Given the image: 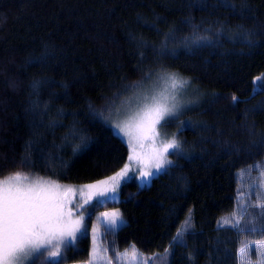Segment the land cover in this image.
<instances>
[{"label": "trees", "instance_id": "1", "mask_svg": "<svg viewBox=\"0 0 264 264\" xmlns=\"http://www.w3.org/2000/svg\"><path fill=\"white\" fill-rule=\"evenodd\" d=\"M159 74L188 80L198 99L158 127L179 143L171 163L147 184L123 182L119 201L85 204L87 231L26 264L88 263L91 229L112 209L124 223L103 229L111 260L134 245L155 264H239L264 241V201L236 223L237 174L264 162V0H0V180L115 175L130 150L110 120Z\"/></svg>", "mask_w": 264, "mask_h": 264}, {"label": "snow or ice", "instance_id": "2", "mask_svg": "<svg viewBox=\"0 0 264 264\" xmlns=\"http://www.w3.org/2000/svg\"><path fill=\"white\" fill-rule=\"evenodd\" d=\"M257 80L260 81L258 86L264 88V77H257ZM184 83L174 74L170 77L173 93L178 87H183ZM167 93L168 90L165 89L159 97H145L143 107L134 116L116 125L118 134L123 133L128 136L130 145L134 139H138L134 135V128L155 135L156 126L166 117L173 115L175 111V104L169 103V100H175V95ZM149 99L151 103H147ZM177 148L179 143L173 138L163 142L162 147L154 150L147 160L135 157L142 164L140 176L147 180L159 173L166 164L171 163L167 159L169 151ZM133 151H135L134 147ZM133 158L134 156H129L130 161ZM152 169L156 172L154 173ZM128 170L129 165L126 164L114 176L95 184L84 185L80 189L65 187L56 181L43 178L30 180L27 175L20 172L0 180V264H26L29 257L37 259L43 255L44 251L48 252L49 259L58 257L62 246L71 245L72 241L78 238V233L87 231L84 213L80 212L73 219L72 209L66 208L67 204L72 203L70 196L80 191L83 197L84 190H88L87 198L83 203L76 205L77 209H83L85 204L91 203L94 196L96 203H101V199L108 198L109 193H116L120 179L127 177ZM261 185L264 186V173H262ZM113 198H115L114 195ZM259 206L264 208V204ZM101 215L104 217L103 223L108 230L122 223L118 212H105ZM96 231L97 229L93 228V233ZM259 243L264 244V241ZM244 251L241 249L242 254ZM132 257L135 261L137 250L134 245ZM89 264H92L91 260ZM261 264H264V261Z\"/></svg>", "mask_w": 264, "mask_h": 264}, {"label": "rangeland", "instance_id": "3", "mask_svg": "<svg viewBox=\"0 0 264 264\" xmlns=\"http://www.w3.org/2000/svg\"><path fill=\"white\" fill-rule=\"evenodd\" d=\"M172 75L173 74H164V75L159 74L157 79L151 82L150 84L143 85V86L140 85L141 87L138 86L133 91L132 95L128 99H125L120 104V107L117 113H115L116 116L113 119L112 127L115 133L119 135L129 146L130 155L134 156V158L131 161L129 160L128 162V165H129L128 175L127 177L120 179L119 187L121 186L123 182L131 180L133 178L138 179L142 184H147L151 181V178L153 176L158 174L157 173L149 177L147 180H144L140 176V169L142 167V164L135 157L138 156L140 157V159L147 160L153 154L154 150L162 147V143L165 142L163 138H161L160 133L158 132L159 125L169 118L181 116L186 110L198 104V99L196 98V95L194 93V89L191 86V83L188 82V80L178 75H175V74L174 75L178 79L184 81L185 83L183 84V87H178L174 93L172 92L171 87H170V77ZM165 89L168 90L167 94L175 95V100H169L170 104H175L176 106L173 115L166 117L165 120L161 121V123L156 126L155 135H153V133L151 132L138 131L134 128L133 129L134 135L138 137V139H134L132 144L130 145L129 137L125 136L123 133L118 134V129H116V125L118 123L128 121L132 116H134L135 113L139 111L140 108L143 107V104L145 103V100H144L145 97H149V98L152 96L159 97L160 94L164 92ZM147 103H151V99H149ZM133 147L135 148V151H133ZM171 151L173 150H170L169 153ZM152 171L154 173L156 172L155 169H152ZM262 173H264V164L256 165L254 167H250V168L239 171L238 179L244 190V193L241 196L239 204H238V214L239 215H241L242 213H245L246 209L249 208L251 204H253L251 203L252 197H255V196L259 197L260 193L264 192V186L261 185ZM106 179H103V180H106ZM30 180H35V179L31 178ZM95 183H91V184H95ZM60 185L65 186V187L68 186V185H63V184H60ZM83 186L84 185L71 186V187L80 189ZM119 187L117 188V191L115 194L109 193L108 198L106 199L102 198L101 201H106L107 199H117ZM84 191H85V195L83 197L81 196L80 191H76L74 196H70L72 203L66 205V208L72 209L73 219L79 215V212L81 210V209H77L76 205L83 203L84 199L87 198L88 190L85 189ZM113 195L115 198H113ZM93 200H96L95 196L93 197ZM261 200H262L261 198H258V201H261ZM105 212L107 213L118 212L120 215V212L117 209H112L110 211H105ZM105 212H102V213H105ZM101 214L99 215L98 217L99 219L96 221V223L93 225L91 229V236L93 239V250H92V256H91L92 264H144L145 261H146V264H155L152 259L145 257L144 255H141V253L136 248L135 249L137 250V257H136V260L134 261L132 257V247L129 250L120 253L115 260H111L108 257L107 252L104 249V246L102 244V237H103V232H104L103 229H107V228L105 227L103 223L104 217ZM120 220L122 221V223H119L118 227L114 229H117L121 225H123L124 219L121 217V215H120ZM85 226L87 228L86 218H85ZM93 228L97 229L95 233H93ZM84 233H85L84 231H82L81 233H78L77 237L80 238ZM77 239L73 240L72 243L76 242ZM261 250H264V249H261ZM252 255H254L253 247L245 249L244 253L243 254L241 253V257H240L241 264H258L255 262V259L252 257ZM168 257L169 255H165L161 257L160 259L162 262L167 261V263H169ZM31 258L32 257H29L26 263ZM77 264H89V262L88 263H77Z\"/></svg>", "mask_w": 264, "mask_h": 264}, {"label": "bare ground", "instance_id": "4", "mask_svg": "<svg viewBox=\"0 0 264 264\" xmlns=\"http://www.w3.org/2000/svg\"><path fill=\"white\" fill-rule=\"evenodd\" d=\"M112 122H113V119L112 120H110V125L112 126ZM129 150H130V148H129ZM128 162H129V158H128ZM128 162H127V164H128ZM260 164H264V162L263 163H258V164H256V165H260ZM256 165H253V166H251V167H254V166H256ZM165 167V166H164ZM241 171V170H240ZM239 173V172H238ZM238 175V174H237ZM238 178V177H237ZM238 181H239V179H238ZM256 198H261L262 200V202L264 201V192H261L260 193V195H259V197H257V196H255ZM119 198H120V194H119V189H118V198L117 199H107V200H110V201H119ZM253 198V197H252ZM243 215H245V213H242L241 215H239V214H237L236 215V223H239V220L241 219V217L243 216ZM250 247H253V253H254V255H252V257L255 259V262L256 263H258V264H261V262L262 261H264V250H261V249H264V244H261V243H259V242H253V243H248L246 246H244V247H242L241 249H247V248H250ZM260 248V249H259ZM241 249L239 250V252H238V256H239V264H241ZM142 255H144L145 257H148V258H150V259H154V257H149L147 254H145V253H142L141 251H139ZM168 259H169V261H170V258L168 257ZM157 263V262H156ZM159 264H169V263H167V261H165V262H160Z\"/></svg>", "mask_w": 264, "mask_h": 264}, {"label": "crops", "instance_id": "5", "mask_svg": "<svg viewBox=\"0 0 264 264\" xmlns=\"http://www.w3.org/2000/svg\"><path fill=\"white\" fill-rule=\"evenodd\" d=\"M247 210V209H246ZM246 212V211H245Z\"/></svg>", "mask_w": 264, "mask_h": 264}]
</instances>
